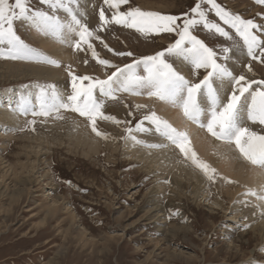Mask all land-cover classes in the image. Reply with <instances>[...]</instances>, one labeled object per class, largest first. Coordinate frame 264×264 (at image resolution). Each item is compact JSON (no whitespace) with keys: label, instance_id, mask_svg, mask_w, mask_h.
<instances>
[{"label":"rangeland","instance_id":"obj_1","mask_svg":"<svg viewBox=\"0 0 264 264\" xmlns=\"http://www.w3.org/2000/svg\"><path fill=\"white\" fill-rule=\"evenodd\" d=\"M81 1L78 0V14L99 37L91 41L96 52L114 65L123 67L155 55L179 38L174 32L143 34L115 23L99 29L100 9L104 8L109 17L110 10L103 0H85L84 8ZM197 2L129 0L121 10L136 7L180 17L177 22L182 23L187 15H191ZM217 3L244 19L264 25V4L257 3V0H217ZM30 6L51 13L40 0H31ZM57 15L66 19L62 11ZM208 18L220 24L232 39L203 25L191 29L192 35L212 48L217 53L218 62L226 63L234 71L233 75L247 74L249 79L264 80V62L252 60L246 54L235 30L225 25L214 11L208 13ZM14 26L25 43L60 61V66L0 58L2 113L4 107L15 109L22 95L30 94L34 101L35 94L39 93L38 85H54L56 92L66 99L72 92L69 65L76 75L100 79L115 70L101 65L86 46L80 51L70 43L67 48L72 63L64 62L47 51L48 44L54 46L52 39L55 36L44 34L25 20L15 21ZM261 36L264 38V34ZM223 48L231 49L227 61L223 59ZM236 48L243 49L246 55L237 57V63L232 57ZM121 52H131L132 55H117ZM165 59L193 83L199 82L205 74L204 69L197 71L190 63L182 66L174 56L166 54ZM249 64L252 72L248 71ZM24 65H44L48 69L60 70L62 75L58 81L25 79L18 78L17 73L8 68ZM141 74L145 73L141 70ZM233 87L227 88L222 100L226 101ZM142 96L149 100V104L140 108L125 92L117 93L116 99H105L104 113L120 121L97 119V130L105 133L107 138L98 136L87 118L70 110H60L62 119L56 118V113L47 117L22 114L21 119L16 118V128L12 125L6 127V120L0 116V264H264V238L255 229L257 225L264 226V218L261 221V214H258L260 210L256 202L259 199L246 195L248 188L244 186L243 194L236 199L232 195L235 189L232 181L223 178L217 170L216 178L209 180L175 144L167 138L160 139L162 135L155 130V125L144 117L152 112L160 117L157 108L168 102L149 97L146 91ZM36 104L38 107V102ZM33 120L35 124L30 123ZM141 121L147 131L135 130ZM195 125L205 131L211 141L226 144L233 151L232 155L241 157L240 162H247L235 145L217 140L206 133V128ZM243 125L257 133L264 132V125L250 120L243 121ZM129 127L134 129L132 135L144 143L137 144L131 139L126 132ZM80 129L89 133V142H77ZM91 141L98 145L92 153L89 150ZM155 143L161 147L147 146ZM153 152H164L168 164H159L160 169L150 166ZM247 163L248 168H259ZM197 172L203 179L202 191L195 196L193 191L200 187L195 180ZM154 206L161 209L158 215L161 214L162 221L154 217ZM253 217H257L255 224ZM161 222L165 224L158 232Z\"/></svg>","mask_w":264,"mask_h":264},{"label":"snow or ice","instance_id":"obj_2","mask_svg":"<svg viewBox=\"0 0 264 264\" xmlns=\"http://www.w3.org/2000/svg\"><path fill=\"white\" fill-rule=\"evenodd\" d=\"M103 2L110 10V17L106 15L104 8L100 9L99 29L115 23L136 29L143 34L174 32L179 38L164 51L120 67L99 57L91 42L94 37L96 39L99 37L95 36L94 31L82 22L77 11L78 0H40V3L47 5L51 13L32 8L31 0H0V58L60 66V61L31 47L17 34L14 22L25 20L45 34L57 37L61 42L68 43L70 40V46L76 50L84 51L86 46L91 51L92 57L96 58L101 65L115 69L105 79H100L95 76L76 75L69 65L72 92L66 99L55 91L54 85L46 87L38 85L39 93L35 97L38 107L29 94L20 96L15 110L21 114L30 113L33 116L45 117L56 113V118L59 119L63 118L59 115L61 109L70 110L87 118L91 122L92 130L98 136L107 138L105 133L97 130V119L112 120L116 123L120 121L104 113L105 99H116L117 93L121 91L134 95L145 94L146 91L149 97H157L174 106H179L189 120L206 128L217 140L234 144L248 162L264 169V135L243 125L244 114L252 123L264 125V80L249 79L245 75H233L226 63L218 62L217 53L192 35L191 31L195 26L203 25L209 30H215L221 36L232 39L228 31L208 18V13L214 11L225 25L235 30L243 42L246 54L252 60L264 62V38L261 36L264 34V25H258L251 19H244L226 10L217 3V0H198L191 9V15H187L182 23L177 22L180 17L143 11L136 7L121 10V6L127 5L129 0H103ZM257 3L264 4V0H257ZM204 5L210 7L205 8ZM58 11L64 12L66 19H61L57 15ZM72 37L75 39H70ZM230 51V48L222 49L225 61L229 59ZM166 54L182 57L195 70L204 69L205 74L199 82L193 83L176 71L165 59ZM117 55L131 56L132 53L121 52ZM141 70L145 74L142 75ZM248 71L252 72L251 64L248 65ZM225 80H229L234 85L226 101L221 98ZM253 85H256L255 89ZM136 107L143 106L136 105ZM202 117H206V122ZM144 120L155 125V130L175 144L186 159L201 169L209 180L216 178V169L198 157L191 147L186 132L174 128L155 112L146 115ZM30 123L35 124V120ZM142 124L143 121L138 123L135 130L147 131L148 129L143 128ZM133 131L131 127L126 128L132 140L136 143H144L132 135ZM147 146L161 147V145ZM245 194L264 201V194H258L254 189H248Z\"/></svg>","mask_w":264,"mask_h":264},{"label":"bare ground","instance_id":"obj_3","mask_svg":"<svg viewBox=\"0 0 264 264\" xmlns=\"http://www.w3.org/2000/svg\"><path fill=\"white\" fill-rule=\"evenodd\" d=\"M92 1V0H91ZM90 2V1H89ZM81 6L82 8H84V3H85V0L81 1ZM86 6V4H85ZM86 9V7H85ZM81 16V15H80ZM42 32V31H41ZM45 34V33H44ZM52 37V36H51ZM56 38V39H55ZM50 39V38H49ZM70 39H73L70 38ZM52 43L54 44L53 45H50V44H46L47 45V48L49 51V55H52L53 57H56L58 59H62L64 62H71L72 63V55L70 53V51L68 50V46H69V43H70V40L68 43H64V42H61L57 37H54L52 39ZM60 45V46H57ZM239 56H246L243 49H240V48H236L233 53H232V57L233 59L235 60V62L237 61L236 59H238L237 57ZM74 58V57H73ZM178 62L184 66V65H189V62L184 60L182 57H176ZM237 63V62H236ZM235 63V64H236ZM74 65V64H73ZM44 66V65H43ZM43 66H10L8 68H12L11 70L16 72L17 73V77L20 78H25V79H44V80H56L58 81V79H60V76L62 75L60 70H55V69H48L46 67H43ZM233 66V65H232ZM231 66V68H232ZM238 67V66H237ZM236 68V67H235ZM239 68V67H238ZM237 70V69H235ZM234 72V71H233ZM61 74V75H60ZM189 74V73H188ZM247 75V74H246ZM245 75V76H246ZM64 76V75H63ZM256 76V75H254ZM65 80V79H64ZM61 83V81H60ZM231 85H233L229 80H225L223 82V87H222V90H221V98H223V96L225 97V93L227 91V88L230 87ZM65 87V86H64ZM33 90V89H31ZM231 90V89H230ZM33 91H36V90H33ZM32 91V92H33ZM56 91V90H55ZM60 92V91H59ZM123 92V91H121ZM230 92V91H228ZM35 93V92H34ZM33 93V94H34ZM126 94H128V96L132 99V101L136 104V105H142V106H146L149 104V100H147L144 96H142V94L140 95H134L130 92H125ZM28 94V93H27ZM229 94V93H228ZM37 96V94H35ZM35 96V97H36ZM8 97V96H7ZM4 98V97H3ZM16 99H17V96H16ZM226 99V98H225ZM9 100V99H7ZM12 100V99H11ZM13 101V100H12ZM15 101V100H14ZM37 101L35 100L34 98V101L33 103H36ZM151 102V101H150ZM0 103H2V100H0ZM11 104V103H10ZM10 104L8 106H10ZM4 105V104H3ZM163 105V104H162ZM164 105H166L165 107H163ZM164 105L163 106H159V109L157 108V111L160 115V117L163 119V120H166L168 121L174 128L180 130V131H183V132H186L189 139H190V143H191V146L192 148L196 151V153L198 154V156L205 162H207L212 168L214 167L218 172L219 174L225 178V179H229L230 182L232 181L234 183V192H233V197L235 196L236 199L240 198V195L243 194V189H242V186H244L245 188L247 187L248 189H254L256 191H258L259 194H264V170L262 168H258V169H255V168H248L245 163L247 162H244L242 163V161L240 162L239 161V158L241 157H236L235 155H232V150L228 147V146H225V145H222L220 143H215L213 141H211L210 139H208V136H206L205 131H201L200 128H198L196 125H195V122H193L192 120H189L184 114H183V111L182 109L179 107V106H174L172 104H169V103H165L164 102ZM12 106V105H11ZM119 106V105H118ZM5 110H3V113L1 112L0 116L1 118L5 119L6 121V124L5 126H9L11 127L12 125V128H16L14 127L16 124V118H20L21 117V113H19L18 111H16L15 109H10V110H7L5 107H4ZM124 109V108H123ZM156 111V112H157ZM122 112V111H121ZM125 112V110H124ZM126 113V112H125ZM108 114V113H107ZM120 114V113H119ZM21 119V118H20ZM203 120L206 121V117H202ZM76 120V119H75ZM245 120H248L247 119V115L244 114V117H243V121ZM85 121V120H84ZM249 121V120H248ZM80 123V122H79ZM248 123V122H246ZM245 124V123H244ZM260 125V124H259ZM107 126V125H106ZM247 126V125H246ZM253 126V125H252ZM262 126V125H261ZM256 127V126H255ZM258 127V126H257ZM79 128V127H78ZM110 128V127H109ZM259 128H261L259 126ZM6 129V128H5ZM122 129V128H121ZM257 129V128H255ZM254 131V130H253ZM256 131V130H255ZM260 131V130H259ZM78 133V132H77ZM136 133V132H135ZM206 133H208V131H206ZM261 135H264V132H261L259 133ZM76 135V133H75ZM72 137V136H71ZM77 137V136H76ZM156 137V135H155ZM89 138V133H87V131L84 132V130H81L79 131L78 133V137H77V142L79 143V141H83L86 140V143H87V140L88 142L91 140L88 139ZM157 138V137H156ZM166 137L162 136L160 137V139H164ZM210 138V137H209ZM213 139V138H212ZM152 140V139H151ZM93 141V140H92ZM91 141V142H92ZM131 141V140H130ZM215 141V139H214ZM157 142V141H156ZM166 143V142H165ZM89 144V143H88ZM138 144V143H137ZM147 144V143H146ZM160 144V142H159ZM161 144H163L161 142ZM228 144V143H227ZM83 145V144H82ZM91 146L89 147V150L90 152H95L96 149H97V146L96 145V141L92 142L90 144ZM105 145V144H104ZM140 145V144H139ZM144 145V144H143ZM156 145V143H155ZM164 145V144H163ZM234 145V144H233ZM85 146V145H84ZM146 146V145H145ZM129 147V146H128ZM234 147V146H232ZM110 148V147H109ZM135 148V147H133ZM164 148V147H162ZM100 149V148H99ZM231 150V151H230ZM237 151H239L237 149ZM125 152V151H124ZM236 152V150H235ZM107 153V152H106ZM164 152H161L160 154L157 152V153H152V158H151V163L150 166H153V168H156L159 164L161 163H164V164H168V162L166 161V159H168L167 155L164 156L163 154ZM137 154V153H136ZM237 154L239 155V153L237 152ZM243 158V157H242ZM181 159V158H180ZM150 160V158H149ZM148 160V161H149ZM177 160V159H176ZM142 161V159H141ZM178 161V160H177ZM153 162L157 163V164H153ZM180 162V161H179ZM147 163V162H146ZM249 163V162H248ZM247 163V164H248ZM148 164V163H147ZM176 164V163H175ZM179 165V164H178ZM149 166V167H150ZM177 167V166H176ZM152 168V167H151ZM159 168V166H158ZM161 168V167H160ZM159 168V169H160ZM181 169V167H180ZM179 169V170H180ZM199 169V168H198ZM197 169V170H198ZM175 170V169H174ZM184 170V168L182 169ZM180 172V171H179ZM188 172V171H187ZM198 173V172H197ZM182 174H183V171H182ZM200 174V175H198ZM195 177V180L197 182L198 185H200L199 187V190L193 191V195L197 196L202 190H201V182H202V179L203 177L201 176V173H198ZM161 175V174H160ZM179 175V174H178ZM177 177V176H176ZM186 177V176H185ZM190 177V176H188ZM194 177V176H193ZM205 177V176H204ZM181 178V176L179 177ZM206 178V177H205ZM178 179V178H176ZM175 179V180H176ZM182 179V178H181ZM193 179V178H192ZM207 179V178H206ZM177 181V180H176ZM224 183V182H223ZM190 184V182H189ZM180 192H182V188H181V185L178 184L177 185ZM198 189V188H197ZM233 189V188H232ZM182 190V191H181ZM179 192V191H178ZM205 193V192H204ZM183 194V192H182ZM196 199V198H195ZM241 201V200H240ZM258 206H259V210L258 211V214L260 213L261 214V217L260 219L264 218V201H261V200H258ZM256 209V208H255ZM257 210V209H256ZM255 210V211H256ZM163 211V210H162ZM251 211V210H250ZM156 215H154V217H157L158 220L157 221H162V216L161 214L158 215L159 213H161V209H159V206H154L153 208V211ZM163 214V213H162ZM254 214V213H253ZM263 215V216H262ZM164 216V215H163ZM256 216V215H255ZM259 217V216H258ZM161 218V219H160ZM257 217H253V223L255 224V222L257 221L256 219ZM153 219V218H152ZM259 219V220H260ZM261 219V221H262ZM260 221V222H261ZM162 224H165L164 222L162 223H159V230L158 232L161 230V225ZM261 227V228H260ZM231 228V227H230ZM256 232H258L259 236H263L264 238V226H261V225H257L256 226Z\"/></svg>","mask_w":264,"mask_h":264}]
</instances>
